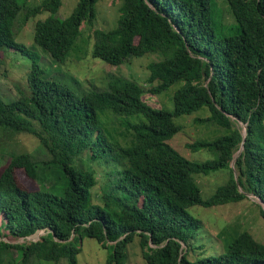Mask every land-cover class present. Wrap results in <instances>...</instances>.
I'll return each instance as SVG.
<instances>
[{"label": "trees", "instance_id": "16d2710c", "mask_svg": "<svg viewBox=\"0 0 264 264\" xmlns=\"http://www.w3.org/2000/svg\"><path fill=\"white\" fill-rule=\"evenodd\" d=\"M100 1L78 0L63 18L65 0H0V65L10 50L33 59L26 86L16 84L18 96L0 93V142L7 145L0 152V264H80L89 238L106 250L105 264H127L134 241L147 264H264V241L250 230L235 233L221 252L190 257L204 227L193 207L252 197L264 203V0H224L231 23L219 0H120L110 29L96 26ZM23 16L25 24L37 18L34 41L62 65L72 60L85 24L92 56L102 63L120 66L152 53L162 58L149 64L145 83L109 74L105 87L92 84L78 95L45 76L17 41ZM175 84L173 111L143 99ZM203 108L210 115L198 121L227 132L188 144L210 153L193 160L170 140L182 129L177 118ZM114 119L117 126L110 127ZM4 135L32 136L38 144L14 153ZM117 135L131 136L129 143ZM21 168L38 189L19 180ZM217 172L221 184L205 195L199 178ZM43 229L29 242L5 239V230L23 237Z\"/></svg>", "mask_w": 264, "mask_h": 264}, {"label": "rangeland", "instance_id": "374dc122", "mask_svg": "<svg viewBox=\"0 0 264 264\" xmlns=\"http://www.w3.org/2000/svg\"><path fill=\"white\" fill-rule=\"evenodd\" d=\"M42 1L43 0H29V3L36 5ZM77 2L78 0H65L64 6L61 8L63 18L72 13ZM219 2L225 9L226 21L230 23L234 22V17L230 12L227 3L224 0H219ZM119 5L120 0H101L98 5V18L95 20L96 26L103 29L112 28L116 24L119 15ZM40 16L42 18L45 17V15ZM36 20L37 18L31 20L28 24H25L24 16L21 17V21L19 20V25L16 27V39L32 51L42 54L41 47L36 44L32 35ZM82 28L84 31L79 37L75 48L71 52L70 57L72 60L69 61L67 65H62L54 61L46 54H43L44 61H39L43 69L46 71L45 76H54L58 78L78 95H80L82 91L87 90L92 84L105 87L107 84V76L109 74L122 75L130 77L137 82L145 83L150 73L148 69L149 64L152 61L162 58L161 55L152 53L138 58L131 57L126 63L120 66L109 65L105 62L102 63L99 59L92 56V29L86 24L83 25ZM6 53V61L4 64L0 65V93L4 98L11 100L18 96L16 84H22V87L26 86L27 71L32 66L33 61L21 51L10 50ZM177 86L178 85L175 84L169 90L160 94L146 92L143 95V99L153 107L173 111L174 102L172 97L175 94ZM148 87H150V85H148ZM209 115V109L203 108L191 115H184L176 119L177 123L182 126V129L173 139L170 140V142L183 155L190 159H207L210 157V153L205 150L194 152L188 144L194 143L198 140L215 139L217 136L227 132L219 127L198 121L199 118H206ZM109 117L112 116L109 115ZM109 122L108 125L110 127L117 126L116 120ZM238 125L243 128L245 127L243 124ZM243 132L245 133L244 130ZM117 136L122 143H129V138L131 137ZM4 140L9 145V151L14 153L33 151L38 144L34 137H27L25 135L20 137L17 136L14 140H11L9 135H4ZM3 146H5V149L7 148L5 142L1 141L0 152L5 151L3 150ZM220 172L222 173L224 171ZM220 172L206 177L201 176L199 178L200 184L205 190V192L203 191L205 195L213 193L221 184ZM17 176L29 189L34 190L39 188L37 181L30 178L23 168L18 170ZM102 188V183L98 184L95 193L101 195ZM262 206H264V203L259 199L252 197L251 200H244L240 203H231L214 208L202 207L201 209V207H193L191 211L204 219V227L201 230V234L197 238V241H194L195 247L191 250L190 257L193 258L201 253L204 254V252L208 255L221 252L224 249V244H227L228 241L235 236V233H238L239 231L250 230L257 239L264 241V219L261 213ZM224 228L226 229L222 231ZM45 233H47V231L44 229L39 230L33 238L40 239ZM89 239H85L81 244L83 251L79 257L80 264H105V258L107 255L106 250L102 248V245H100L95 239ZM230 242L231 241H229L228 244H230ZM139 246L140 245L137 244L136 241L129 245L130 258L128 259L127 264H147L142 257L141 248ZM40 264L52 263L42 261Z\"/></svg>", "mask_w": 264, "mask_h": 264}, {"label": "clouds", "instance_id": "9594fccd", "mask_svg": "<svg viewBox=\"0 0 264 264\" xmlns=\"http://www.w3.org/2000/svg\"><path fill=\"white\" fill-rule=\"evenodd\" d=\"M26 49H28V51L33 55V56H35L36 57V59L38 60V63H39V61L40 60H43V58H44V56H43V54L45 55H48V56H50L54 61H56V62H58V63H61V62H59V61H57L55 58H53L50 54H48V53H46L42 48H41V50H42V54L41 53H33L32 52V50L31 49H29V48H27L26 47V45L24 46ZM15 51H21L24 55H27L32 61H33V59H32V57L31 56H29L28 55V53H25L24 51H22V50H15ZM6 55V54H5ZM44 61V60H43ZM41 64V63H40ZM42 66V65H41ZM43 68V67H42ZM30 69H31V67H30ZM30 69L27 71V73H29V71H30ZM51 76H49V78H50ZM245 135H246V131H245ZM245 142V141H244ZM244 142H243V146L242 147H244ZM240 151H242V148L237 152V154H236V157L235 158H237V155H238V153L240 154L241 152ZM46 231V230H45ZM5 233H8V235L10 236L9 238H6L5 237V239H7V240H9V241H11V242H16L15 240H18L19 238H21V237H14V236H11V234L9 233V231L8 230H5ZM36 234V233H35ZM34 234V235H35ZM34 235H31V236H23V237H31V238H33V236ZM34 239V238H33ZM32 240V239H31ZM29 242V241H28Z\"/></svg>", "mask_w": 264, "mask_h": 264}, {"label": "built area", "instance_id": "2783aa9c", "mask_svg": "<svg viewBox=\"0 0 264 264\" xmlns=\"http://www.w3.org/2000/svg\"><path fill=\"white\" fill-rule=\"evenodd\" d=\"M31 239H33V238H31V237H21V238H19L18 240H15L16 242H28V241H30ZM35 239V238H34ZM20 240H22V241H20Z\"/></svg>", "mask_w": 264, "mask_h": 264}, {"label": "water", "instance_id": "95a60500", "mask_svg": "<svg viewBox=\"0 0 264 264\" xmlns=\"http://www.w3.org/2000/svg\"><path fill=\"white\" fill-rule=\"evenodd\" d=\"M240 152H241V151H240ZM238 155H239V153H238ZM238 155H237V156H238ZM235 160H236V158H235Z\"/></svg>", "mask_w": 264, "mask_h": 264}]
</instances>
